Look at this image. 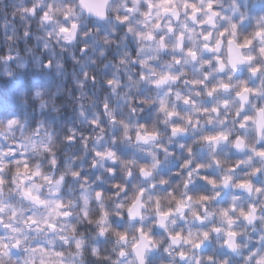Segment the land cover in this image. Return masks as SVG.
<instances>
[{
	"label": "clouds",
	"instance_id": "1",
	"mask_svg": "<svg viewBox=\"0 0 264 264\" xmlns=\"http://www.w3.org/2000/svg\"><path fill=\"white\" fill-rule=\"evenodd\" d=\"M0 264H264V0H0Z\"/></svg>",
	"mask_w": 264,
	"mask_h": 264
}]
</instances>
